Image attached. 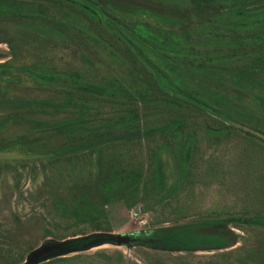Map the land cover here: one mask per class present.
Masks as SVG:
<instances>
[{"label":"rangeland","instance_id":"rangeland-1","mask_svg":"<svg viewBox=\"0 0 264 264\" xmlns=\"http://www.w3.org/2000/svg\"><path fill=\"white\" fill-rule=\"evenodd\" d=\"M11 1L19 8L15 13H34V18L14 14L0 20V64L11 63L0 83V121L18 103L62 101L63 96L47 91L41 72L73 77L76 84L115 87L117 101L125 100L120 87L147 92L144 76L119 53L121 43L114 48L91 26L99 18L115 33L147 40L157 49L147 51V56L153 66L163 68L164 82L207 102L233 128H220L216 115L206 121L192 110L187 112L191 125L185 134L169 133L164 140L152 132L150 147L160 156L165 178L162 193L150 191L144 183L135 194L101 193L103 185L95 180L101 169L98 158L93 164L85 158L73 166L45 157L63 139L39 141L36 154H23V146L0 152V264H26L44 247L86 238L92 240L82 248L67 254L56 253L57 248L38 264H264V227L249 222V217L264 216V108L260 107L264 86L242 88L219 77L193 75L192 80L173 72V66L189 62L215 67L222 57L217 37L259 22L261 18L254 16L257 0H238L246 2L248 20L228 14L237 0ZM104 4L111 7L109 14H101ZM205 19L213 24L199 26ZM172 39L181 41L179 54H171L164 63L161 55L170 51ZM83 103L76 101L74 109L55 119L78 115L84 111ZM88 105L90 131L106 130L101 126L116 123L127 110L117 103ZM167 113L147 112L142 116L145 127L150 131L160 127L170 119ZM24 120L0 123V147L13 145L30 130L37 132ZM190 135L197 144L193 166L179 187L186 166L180 144L190 142ZM130 152L140 164L143 156L135 142ZM142 163L145 168V160ZM83 197L105 203V213L80 217L78 203ZM219 219L203 228L189 226Z\"/></svg>","mask_w":264,"mask_h":264},{"label":"trees","instance_id":"trees-1","mask_svg":"<svg viewBox=\"0 0 264 264\" xmlns=\"http://www.w3.org/2000/svg\"><path fill=\"white\" fill-rule=\"evenodd\" d=\"M245 5L246 2H235L233 7H230L228 14L233 15L237 19L248 20V8ZM255 5L257 8L255 10L256 15L254 16L261 18L259 22L252 23V26L246 30L238 31L235 29L236 31H233L230 35L228 33H220L222 36L217 37L216 44L220 46L219 52L222 53V57L216 61L215 67L206 68L205 66L195 65L193 62H189L179 67L173 66V72L177 71V76L188 77L192 80L195 78L193 75L208 77L210 79L219 77L221 79H227L242 88H247L253 84L264 86V1L257 0ZM101 6V10L99 9L101 14H109L111 12V7L105 4ZM159 7L162 10H166L167 8V6ZM18 9L16 3L11 0H0V20L17 14L15 12ZM100 11H96L97 14L95 16L98 17ZM18 16H22L24 19H31L34 18V13H19ZM211 16L214 17V15ZM108 24V22L98 18L97 22L94 19L92 20L91 26L93 25L95 27L99 38L110 43L114 48L117 42L121 43L118 46L119 53L144 76L147 85L144 84L143 87L148 88L147 92L129 91L128 89L120 87L119 91L125 100L117 101L114 96L116 95L114 93L115 87L108 88V86L98 85L92 87L85 83V85L76 84L72 76V78L68 79V77L59 74L41 72L39 73V77L43 80V84L47 86V91L63 96L62 101L57 104L51 101H44L39 104L34 101H26L25 103L15 104L6 113L0 123H17L21 118L24 120L23 117H26V120H24L26 122L25 124L29 129L36 127L37 132L34 133L32 130L28 131L13 145L0 147V152L6 149L9 150L12 147L23 146L26 148L23 154H36L37 152L34 151V148L39 145V141L63 139L65 142L55 149L45 152V157H50L51 161L59 165L67 163L73 166H78L81 164L80 161L85 158H88L90 163L93 164L95 162L94 158H98L97 165L101 169L100 174L95 180H99L103 185L99 189L101 193L105 190L108 196L113 192L119 194L130 192L135 194L143 183L149 190L151 189L154 192L162 193L165 191V178L160 156L150 147L152 132L154 135L158 133L164 140H168L166 135L169 133L172 135L177 133L185 134L191 125V122L188 121L187 112L192 110L198 115H203L206 121L209 118H214L213 116L216 115L217 118H220V128L229 129L233 127H227L228 123L223 121L218 111L213 109L207 102L189 94H182L181 91L173 90L164 82L161 77V75H165L162 71L163 68L153 66L151 59L147 56V51L157 50L147 40L139 37H137L138 39L135 37L129 38L124 33H115L109 28ZM211 24L213 23L210 19H205L199 26L206 27ZM220 27L225 28L222 25ZM170 46V51L167 50L166 55H161V58L165 59L164 63L167 62L169 56H173L171 54H179L178 50L181 47V41L172 39ZM226 51L229 53H225ZM163 59H161L162 62ZM171 63L174 62L172 61ZM10 70L11 63L6 62L0 64V83L3 82ZM76 76L78 77L80 75ZM60 87L61 89H59ZM76 101L81 103L82 101L85 102L82 105L84 111L68 118L55 119L60 112H68L74 109ZM90 101L123 105L127 109L125 117H119L116 123L102 125V128H107L106 130L95 128L97 131H90L92 128L90 125L93 123L87 120V116L89 115L88 104H90ZM260 102V107L264 108V98ZM147 112L161 116H165L166 112H168L167 114L170 119L165 121L160 127L150 131L145 127L142 119V116L147 114ZM172 113L175 114L174 118H171ZM40 114L48 116L49 118L36 119L35 116H39ZM212 131L216 130L213 129ZM193 137L191 135L189 137L191 143L185 141L180 144L179 154L182 156L186 166L182 169V177L184 174L185 177H180L179 187L185 185L188 179L187 176L191 174L189 173V169L191 170L193 166L191 162L195 148L197 147V144L192 141ZM217 137L218 135L215 133V138ZM134 138L136 141H134ZM150 139L151 142L149 141ZM133 142L136 143L138 151L143 156L142 160H145V168L143 167L144 163H142V160L140 164H137L131 158L133 155H131L130 150ZM107 165L108 167L105 168ZM59 170L58 172L61 175V167ZM176 188L174 187L173 190L175 191ZM105 205L103 202L96 203L94 200L83 197L78 203L79 211L82 212L79 215L80 217L89 216L91 218L95 217V212L103 215L105 213ZM66 211L64 209L63 213L67 214ZM249 218L251 224L264 227V216ZM220 221L222 220L219 219V221H211L210 223L203 221L189 226L196 225L203 228ZM179 230L185 231V229ZM167 232L169 234L174 233L173 230ZM88 240H92V238L59 243L57 245L58 252L56 253L67 254L71 251L78 250L84 245L89 244L90 241Z\"/></svg>","mask_w":264,"mask_h":264},{"label":"water","instance_id":"water-1","mask_svg":"<svg viewBox=\"0 0 264 264\" xmlns=\"http://www.w3.org/2000/svg\"><path fill=\"white\" fill-rule=\"evenodd\" d=\"M58 246H48L42 248L40 251L34 253L31 257H29L26 264H38V262L43 261L44 259H47V256L51 253L53 250H56Z\"/></svg>","mask_w":264,"mask_h":264},{"label":"flooded vegetation","instance_id":"flooded-vegetation-1","mask_svg":"<svg viewBox=\"0 0 264 264\" xmlns=\"http://www.w3.org/2000/svg\"><path fill=\"white\" fill-rule=\"evenodd\" d=\"M53 251H55V250H53ZM53 251H52V253H54Z\"/></svg>","mask_w":264,"mask_h":264}]
</instances>
